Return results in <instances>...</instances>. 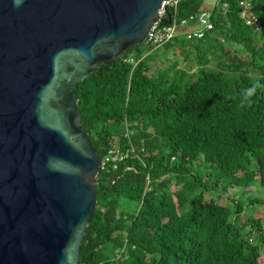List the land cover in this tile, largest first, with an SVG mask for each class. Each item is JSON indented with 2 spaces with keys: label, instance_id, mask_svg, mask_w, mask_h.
<instances>
[{
  "label": "trees",
  "instance_id": "trees-1",
  "mask_svg": "<svg viewBox=\"0 0 264 264\" xmlns=\"http://www.w3.org/2000/svg\"><path fill=\"white\" fill-rule=\"evenodd\" d=\"M205 1L183 0L179 18L201 14ZM254 13L258 29L233 1L227 12L215 9V28L203 40L163 48L180 50L186 62L195 56L205 66L198 76L180 69V61L155 68L163 49L148 55L144 43L79 85L82 126L101 158L112 150L128 155L118 170L99 175L81 264H264L263 219L240 224L246 206L227 195L249 193L256 183L264 188V86L251 103H240L245 89L264 85V0ZM226 43L242 46L250 59ZM224 57L231 59L224 69L245 73L206 68ZM132 58L142 60L135 70Z\"/></svg>",
  "mask_w": 264,
  "mask_h": 264
},
{
  "label": "water",
  "instance_id": "water-1",
  "mask_svg": "<svg viewBox=\"0 0 264 264\" xmlns=\"http://www.w3.org/2000/svg\"><path fill=\"white\" fill-rule=\"evenodd\" d=\"M164 2L0 0V264H81L102 158L78 88L145 43Z\"/></svg>",
  "mask_w": 264,
  "mask_h": 264
},
{
  "label": "built area",
  "instance_id": "built-area-1",
  "mask_svg": "<svg viewBox=\"0 0 264 264\" xmlns=\"http://www.w3.org/2000/svg\"><path fill=\"white\" fill-rule=\"evenodd\" d=\"M182 1L165 0L163 8L160 11L161 20L155 24L145 42L150 49L148 55L182 39H185L187 42L203 40L215 28L213 23L215 9L219 8L227 12L230 10L233 1L239 3L241 19L249 27L253 29L259 28L260 19L254 11L257 4L262 0H217V4L213 10L206 9L199 15H192L183 20L179 18ZM170 19H172V24H168L167 22ZM129 62L134 65L135 70L142 60L137 61L135 58H132ZM127 159L128 155L122 154L119 150H112L104 160L102 159L101 171L118 170L120 164L126 162Z\"/></svg>",
  "mask_w": 264,
  "mask_h": 264
},
{
  "label": "rangeland",
  "instance_id": "rangeland-1",
  "mask_svg": "<svg viewBox=\"0 0 264 264\" xmlns=\"http://www.w3.org/2000/svg\"><path fill=\"white\" fill-rule=\"evenodd\" d=\"M217 4V0H206L205 1V7L209 10H213ZM264 33V32H262ZM259 45L264 44V35L259 36ZM180 42L176 43L175 48H179L182 45V42L186 40L182 39L179 40ZM226 46L229 50L232 51L233 55L239 57L241 60H247L250 59V55L247 53V51L240 45L236 44H229L226 43ZM159 55V59L154 62L155 68H158L159 64H161V68L164 67H170L175 62L180 61V69L184 70L189 76H198L200 71L205 67L199 61L195 56H192L189 62L185 61L184 55H182V52L180 50L176 49H170V50H161ZM160 62V63H159ZM211 64L206 66L208 69H220L222 68L226 73L228 74H241L245 73L243 70H238L237 67H232L231 69H224L223 65H228L231 63V59L228 57H224L222 61H220V64L214 59L211 58L210 61ZM158 66V67H157ZM235 66V65H234ZM248 73V70L246 71ZM249 74H255L252 70H249ZM119 132H123L125 130L124 127L117 128ZM228 187V182L224 181V184L221 187V190H224V187ZM228 196H232L233 199H236L237 201L245 204V213L240 217V224L247 223L250 219H263V225H264V188L260 185V183H256L250 190L249 193L244 194V190L241 189H231L228 191ZM215 197L221 201L223 205H228L230 201L223 195V193H218L215 195ZM251 230L247 229L246 233H250ZM254 241L256 244H259V236L257 234L253 235Z\"/></svg>",
  "mask_w": 264,
  "mask_h": 264
},
{
  "label": "clouds",
  "instance_id": "clouds-1",
  "mask_svg": "<svg viewBox=\"0 0 264 264\" xmlns=\"http://www.w3.org/2000/svg\"><path fill=\"white\" fill-rule=\"evenodd\" d=\"M264 86L261 85L259 81L254 83L251 87H248L247 89L244 90V92L241 94V105L243 106L246 103H251V98L257 91V88Z\"/></svg>",
  "mask_w": 264,
  "mask_h": 264
}]
</instances>
